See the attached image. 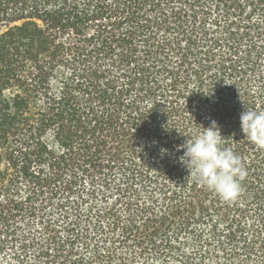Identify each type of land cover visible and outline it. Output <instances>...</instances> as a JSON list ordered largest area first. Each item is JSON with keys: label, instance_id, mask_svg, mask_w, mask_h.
<instances>
[{"label": "trees", "instance_id": "16d2710c", "mask_svg": "<svg viewBox=\"0 0 264 264\" xmlns=\"http://www.w3.org/2000/svg\"><path fill=\"white\" fill-rule=\"evenodd\" d=\"M0 28V264H264V0H0ZM212 120L232 202L179 160Z\"/></svg>", "mask_w": 264, "mask_h": 264}, {"label": "clouds", "instance_id": "9594fccd", "mask_svg": "<svg viewBox=\"0 0 264 264\" xmlns=\"http://www.w3.org/2000/svg\"><path fill=\"white\" fill-rule=\"evenodd\" d=\"M240 122L244 139L264 149V110L246 108L244 105ZM223 143L220 126L212 120L208 127L203 126V131L178 145L177 150H183L179 160L187 168L189 177L225 202H232L242 194L247 170L241 157ZM161 151L166 154L169 150Z\"/></svg>", "mask_w": 264, "mask_h": 264}, {"label": "rangeland", "instance_id": "374dc122", "mask_svg": "<svg viewBox=\"0 0 264 264\" xmlns=\"http://www.w3.org/2000/svg\"><path fill=\"white\" fill-rule=\"evenodd\" d=\"M1 30H2V29L0 28V32H1Z\"/></svg>", "mask_w": 264, "mask_h": 264}]
</instances>
